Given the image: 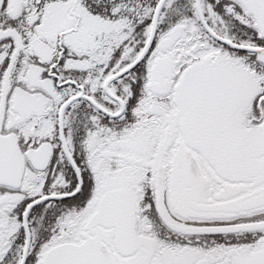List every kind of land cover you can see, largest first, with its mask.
<instances>
[{
	"label": "snow or ice",
	"instance_id": "obj_1",
	"mask_svg": "<svg viewBox=\"0 0 264 264\" xmlns=\"http://www.w3.org/2000/svg\"><path fill=\"white\" fill-rule=\"evenodd\" d=\"M0 264H264V0H0Z\"/></svg>",
	"mask_w": 264,
	"mask_h": 264
}]
</instances>
